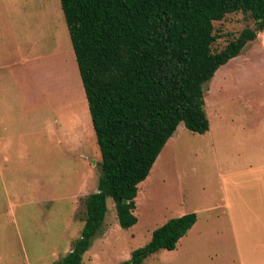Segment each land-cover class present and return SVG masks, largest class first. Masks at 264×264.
Listing matches in <instances>:
<instances>
[{
	"label": "rangeland",
	"instance_id": "1",
	"mask_svg": "<svg viewBox=\"0 0 264 264\" xmlns=\"http://www.w3.org/2000/svg\"><path fill=\"white\" fill-rule=\"evenodd\" d=\"M212 27L217 52L253 22L237 12ZM203 101L208 130L176 127L138 185L132 227H118L106 199L81 264H120L189 212L194 229L142 264H264V154L249 151L264 133V33L215 71ZM98 161L58 0H0V264H53L71 250ZM236 185L241 211L222 210Z\"/></svg>",
	"mask_w": 264,
	"mask_h": 264
},
{
	"label": "trees",
	"instance_id": "2",
	"mask_svg": "<svg viewBox=\"0 0 264 264\" xmlns=\"http://www.w3.org/2000/svg\"><path fill=\"white\" fill-rule=\"evenodd\" d=\"M99 153L96 190L83 200L71 250L53 264H81L110 199L128 229L138 185L177 125L208 130L203 90L215 71L264 33V0H58ZM241 13L253 22L217 52L212 22ZM195 214L170 218L120 264L173 251Z\"/></svg>",
	"mask_w": 264,
	"mask_h": 264
},
{
	"label": "crops",
	"instance_id": "3",
	"mask_svg": "<svg viewBox=\"0 0 264 264\" xmlns=\"http://www.w3.org/2000/svg\"><path fill=\"white\" fill-rule=\"evenodd\" d=\"M178 126V125H177ZM208 128H209V124H208ZM175 132V131H174ZM173 132V133H174ZM254 137L257 139V141H252L251 142V146H250V149L249 151L253 154H264V133H256L254 135ZM166 143V142H165ZM256 168H259V167H262L264 166V164H255ZM238 173V172H237ZM237 173H234V176L237 174ZM226 174H224L223 176H225ZM231 175V174H230ZM230 185L232 183H229ZM237 186V189L235 191L237 197L233 200V204L231 205L230 203L227 202L226 199L222 200V207H220L222 210L226 211V210H233L235 213L237 212H240L241 209H242V186H239V185H236ZM252 186V184H251ZM135 199V198H134ZM232 207V208H231ZM189 213H193V212H189ZM180 214V213H179ZM187 214V213H185ZM195 214V213H194ZM184 215V214H182ZM181 216V215H180ZM178 217V216H177ZM218 217V215H217ZM165 222V221H164ZM163 222V223H164ZM196 224V215H195V222L194 224L187 230L186 233L188 232H191L193 229H194V226ZM227 225V224H225ZM228 225H230V223L228 222ZM176 248V247H175Z\"/></svg>",
	"mask_w": 264,
	"mask_h": 264
}]
</instances>
